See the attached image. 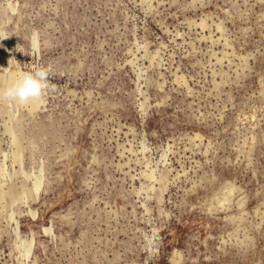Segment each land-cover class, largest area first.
<instances>
[{"label":"rangeland","instance_id":"rangeland-1","mask_svg":"<svg viewBox=\"0 0 264 264\" xmlns=\"http://www.w3.org/2000/svg\"><path fill=\"white\" fill-rule=\"evenodd\" d=\"M42 67L0 264H264V0H0V92Z\"/></svg>","mask_w":264,"mask_h":264},{"label":"clouds","instance_id":"clouds-1","mask_svg":"<svg viewBox=\"0 0 264 264\" xmlns=\"http://www.w3.org/2000/svg\"><path fill=\"white\" fill-rule=\"evenodd\" d=\"M11 61H9L11 65ZM10 68L0 70L4 73ZM50 67L39 68L35 72H22L9 88L0 92V98H5L14 101L21 105L28 104L32 101L39 100L44 91L49 87L48 76Z\"/></svg>","mask_w":264,"mask_h":264},{"label":"bare ground","instance_id":"bare-ground-1","mask_svg":"<svg viewBox=\"0 0 264 264\" xmlns=\"http://www.w3.org/2000/svg\"><path fill=\"white\" fill-rule=\"evenodd\" d=\"M33 47H34V46H33ZM9 74H10V73H9ZM15 76H16V75H15ZM3 80H4V79H3ZM9 80H10V79H9ZM13 81H14V79H13ZM3 83H4V82H3ZM8 84H9V83H8ZM2 85H3V84H2ZM4 89H5V87H4ZM5 90H6V89H5ZM41 102H42V101H41ZM32 103L35 104V103H36V100H35V101H32ZM37 104H38V103H37ZM34 106H35V105H34ZM36 108H37V107H36ZM36 110H37V109H36ZM35 183H36V182H35ZM41 184H42V183H41ZM41 184H40V186H41ZM35 185H37V184H35ZM35 185H34V186H35ZM34 186H33V187H34ZM37 186H38L39 188L37 187V188H35V190L40 189V186H39V185H37ZM37 192H39V191H37ZM4 195H6V194H4ZM3 197H4V196H3ZM12 219H13V216H12ZM11 221H12V220H11ZM19 230H20V228H19ZM48 233H49V232H48ZM19 236H20V235H19ZM18 238H20V237H18ZM21 239H22V237L20 238V240H21ZM31 242H32V241H31ZM23 243H25V242L23 241ZM21 244H22V243H21ZM23 245H24V244H23ZM25 245H27V244H25ZM25 245H24V246H25ZM31 246H32V245H31ZM31 246L26 247L27 250H28L29 247L32 248ZM21 248H23V246H21ZM24 248H25V247H24ZM23 251H24V249H23ZM24 253H25V252H24ZM27 253H28V252H27ZM29 254H30V253H29ZM23 256H24V255H23ZM23 256H22V257H23ZM25 256H30V255L26 254ZM26 259H28V258H26ZM23 261H25V260H23ZM19 262H20V261H19ZM21 263H22V262H21Z\"/></svg>","mask_w":264,"mask_h":264}]
</instances>
